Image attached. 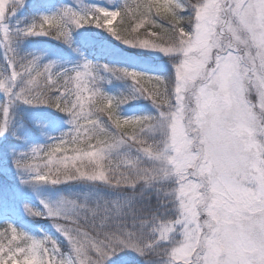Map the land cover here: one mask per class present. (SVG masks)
Returning a JSON list of instances; mask_svg holds the SVG:
<instances>
[{
	"label": "snow or ice",
	"instance_id": "obj_1",
	"mask_svg": "<svg viewBox=\"0 0 264 264\" xmlns=\"http://www.w3.org/2000/svg\"><path fill=\"white\" fill-rule=\"evenodd\" d=\"M116 257L264 264V0H0V264Z\"/></svg>",
	"mask_w": 264,
	"mask_h": 264
},
{
	"label": "rangeland",
	"instance_id": "obj_2",
	"mask_svg": "<svg viewBox=\"0 0 264 264\" xmlns=\"http://www.w3.org/2000/svg\"><path fill=\"white\" fill-rule=\"evenodd\" d=\"M116 21H114L115 24ZM36 40H43L46 38H35ZM40 45H33L30 44L28 42L25 43V47L31 48V47H39ZM125 110L127 113H132V112H139V111H147L150 110V105L148 104L147 101H133L131 102L130 105H126L125 106ZM20 111L24 112L26 114V116H32L35 119H37L38 121H40L41 123L44 124L45 129L47 130L49 135H56L58 134V132L61 130L58 126H50L49 125V121H53V122H58L60 117H51L49 114H51L52 112L54 114H56L54 111V109H47V108H41V109H21ZM59 114V113H58ZM62 114H60L61 116ZM35 142H42V137L39 136V134H37L36 136L33 137ZM53 191L52 190H47L44 189V191H42V189L39 191V193L37 194H33L31 196L28 197V200L31 203V206L36 207V208H40V204H39V199H44L46 197H49L50 195H53ZM17 215L20 214L21 212V208H17ZM25 219H29V217H25ZM34 224V223H32Z\"/></svg>",
	"mask_w": 264,
	"mask_h": 264
},
{
	"label": "trees",
	"instance_id": "obj_3",
	"mask_svg": "<svg viewBox=\"0 0 264 264\" xmlns=\"http://www.w3.org/2000/svg\"><path fill=\"white\" fill-rule=\"evenodd\" d=\"M117 25H119V20L114 24V26H117ZM54 112L56 114H58L56 111H54ZM44 189L52 190V189H49V188L45 187V188H42V191H44ZM24 223L26 225H28V226L38 225V226H41V227H43L45 229L50 228V226L48 225V223L46 221H42L39 218H32L30 220H27ZM32 223H34V224H32ZM128 255L131 256V254H128ZM109 264H119V257L114 258V261L113 262H109Z\"/></svg>",
	"mask_w": 264,
	"mask_h": 264
}]
</instances>
